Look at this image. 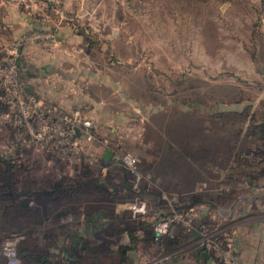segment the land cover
I'll return each instance as SVG.
<instances>
[{"label": "rangeland", "instance_id": "obj_1", "mask_svg": "<svg viewBox=\"0 0 264 264\" xmlns=\"http://www.w3.org/2000/svg\"><path fill=\"white\" fill-rule=\"evenodd\" d=\"M54 5V22L67 31L56 36L44 28L50 37L21 44L28 63L59 67L55 72L71 85L74 106L93 120L95 133H104L98 136L118 145L120 153L137 155L139 173L149 174L143 183L161 193L167 212L179 208L180 199L193 205L210 195L218 206L230 207L236 214L231 222L236 221L239 203L219 198L215 189L242 158L264 151L259 124L264 0H56ZM8 53H16L13 46L0 45V58ZM37 154L24 162L29 169L33 160L45 166L52 159ZM231 175L233 186L244 176ZM188 206L179 210H191L188 217L196 225V212ZM200 225L210 236L219 235L223 245L228 240L231 256L242 264L234 247L249 250L246 240L238 238L234 245L230 227Z\"/></svg>", "mask_w": 264, "mask_h": 264}, {"label": "crops", "instance_id": "obj_2", "mask_svg": "<svg viewBox=\"0 0 264 264\" xmlns=\"http://www.w3.org/2000/svg\"><path fill=\"white\" fill-rule=\"evenodd\" d=\"M55 1L0 0V45L12 47L20 35L39 28H48L53 33L67 31L60 22L58 24L54 22ZM82 32L86 35L88 30L84 29ZM71 34L74 35V32ZM19 52L26 55V46L22 45ZM32 65L34 66L32 72L24 75L27 78L24 80L25 86L29 87L30 91L62 110H72L77 107L72 103L74 98L71 85L66 83V78L62 77L61 72H55L60 71L59 67L54 68L52 63H42L39 66L32 63ZM56 73L57 77H55ZM96 131V134H104L98 129ZM9 135L8 128L0 127V148L3 150ZM108 138L110 139L109 136ZM117 146L109 142L110 150L121 151ZM105 149L91 143L87 147L86 157L60 165L53 158L47 160L45 166L40 165L43 160L32 158L34 162L32 169L30 168V171L23 169L16 174L19 188L29 187L32 192L37 190L36 192L40 193L34 199L35 206L39 208H42L43 202L48 199L47 194H42L43 190L51 189L54 182L61 180L63 188L59 193L52 190L56 193L55 199L51 198L55 200L54 203L51 199L46 203L55 210L63 208L75 213L70 223L63 224L59 217L54 221L40 223V226L50 227L55 233V239L46 245L47 247L45 244L38 247L48 249L51 255L49 259L59 258L56 252L64 239L61 232L68 229L87 240L91 247L85 251L83 261L78 260L79 264L90 262L94 264H223L215 252L201 244L196 228L186 231L180 223H174L172 226V231L177 237L176 242L152 244L150 223L156 216L167 212L166 201L156 189L146 188L136 193L133 178L126 174L120 164L103 157ZM6 151H10L7 146ZM36 152L42 154L43 151L36 145L26 148L27 155L38 156ZM241 162L242 165H239L238 169H229L225 174L222 180L223 187H220L219 191L214 188L219 198H232L234 204L239 203V217L236 221L231 222L236 214L229 212L230 207L218 206L213 199L215 197L210 195L206 199H198L193 205L188 200L180 199L181 202L177 206L181 209L191 206L196 212L197 225L201 222H209L220 231L230 227L234 231V245L238 238L246 240L249 250L246 249L247 246L234 247L242 264H264V159L242 158ZM148 165H152V161L147 166L142 164L144 167ZM230 166L234 167L236 163ZM141 170L146 171V169ZM233 171L237 175L238 173L244 175L234 186L232 181L235 177L232 178L231 175ZM145 181L143 178L140 179L141 183ZM237 188L239 193H236ZM200 189L203 190L200 187L197 190ZM137 199L146 202V214L133 213L129 208V204ZM68 242L74 248L79 247L78 243L70 242V238ZM51 263L57 264L54 261Z\"/></svg>", "mask_w": 264, "mask_h": 264}, {"label": "built area", "instance_id": "obj_3", "mask_svg": "<svg viewBox=\"0 0 264 264\" xmlns=\"http://www.w3.org/2000/svg\"><path fill=\"white\" fill-rule=\"evenodd\" d=\"M50 36V33L44 30L30 31L17 38L13 49L16 52L17 45ZM0 72V119L2 125L11 132L7 145L10 151L17 147L36 145L52 157L72 162L86 157L87 147L91 143L110 148L108 141L94 132L93 120L82 109L62 110L43 101L32 91H27L19 77L17 66L11 62L3 63L1 58ZM110 159L132 172L136 182L149 176L148 173H139V158L135 153L112 150ZM129 208L136 214L147 213V205L143 199L132 201ZM179 209L171 208L170 211L161 213L152 220L154 232L152 244H159L163 236H173L171 226L180 223L186 231L196 228L201 237V244L208 250H215L222 261L227 264H238L231 256L228 240L223 245L217 238L219 235L214 238L209 235L207 227L202 225L196 227L192 221L190 222L188 215L191 210L182 212ZM220 234L229 239L228 233ZM0 254L5 259L4 264L20 262L13 239L0 242Z\"/></svg>", "mask_w": 264, "mask_h": 264}, {"label": "flooded vegetation", "instance_id": "obj_4", "mask_svg": "<svg viewBox=\"0 0 264 264\" xmlns=\"http://www.w3.org/2000/svg\"><path fill=\"white\" fill-rule=\"evenodd\" d=\"M0 127H5L2 125L1 119ZM7 145L8 140L4 150L0 148V242L5 239L15 241L19 264H45L44 262L51 255L48 249L38 247L41 244H45V246L50 244L55 239V233L50 227L40 226V223L54 221L57 217L63 224L70 223L75 213L63 208L55 210L54 207L46 203L53 197L55 199L56 193H59V190L63 188L61 180L54 182L51 189L43 190L42 194L48 195L46 202H43V207L35 206L34 199L40 193L36 192L37 190L32 192L29 187L19 188L16 182V174L19 171L23 169L30 171L27 165L24 164L28 159L27 147H17L5 152ZM45 155L49 154L45 153ZM53 159L59 165L70 162L57 157ZM52 190H55L56 193ZM51 201L54 203L55 200L51 199ZM61 233L64 239L60 248L66 247L69 249L68 238H70V233L65 231ZM27 245L31 248L29 249ZM0 258L5 263L3 255L0 254Z\"/></svg>", "mask_w": 264, "mask_h": 264}, {"label": "trees", "instance_id": "obj_5", "mask_svg": "<svg viewBox=\"0 0 264 264\" xmlns=\"http://www.w3.org/2000/svg\"><path fill=\"white\" fill-rule=\"evenodd\" d=\"M35 30H45V29L44 28H39V29H35ZM32 31H34V30H32ZM26 33H28V32H26ZM23 34H25V33H23ZM1 59L2 60H6V62H11V63L15 64L17 66V68H18V71L21 73V75H20L21 77H24V75H29L32 72V69L34 68V66L31 65L30 63H28L27 59L19 51L18 52L16 51V53L14 55L13 54L5 55L4 58H1ZM23 82H24V80H23ZM24 84H25V82H24ZM33 93H35V92H33ZM47 103H50V102H47ZM51 104H53V103H51ZM259 124H260V130H261L260 136H262V138H264V114L262 115V119H261ZM263 143H264V141H263ZM256 152L257 153H255V155L258 156V157L261 154L264 153V151H262V150L259 151L258 149H256ZM260 158L264 159V156H261ZM122 168L126 172V174L130 178H133V180H134V175L132 174V172L127 170L125 167H122ZM140 183H141L140 180H138L136 182V184H135L136 186L134 188H135V192L136 193H138V190L140 191V190H144L146 188H150L151 189V187L149 185H147V184H145L143 182L141 184ZM199 225L196 224L195 226L197 227ZM172 226H171V229H172ZM150 228L152 229V221L150 223ZM64 231L70 233V235H69L70 236V242L72 241V243H75V244L78 243L79 247L74 248L72 246V244L69 243V245H70L69 249L66 248V247L65 248H59V250L56 252V255L59 258L54 259V260L48 259L44 263H48L49 262L48 264H52L51 262L54 261L57 264H79L78 260L82 259L84 257L83 255H85V251H87V250H89V248H91L90 245H89V242L87 240H85V239H82L74 231H71V230H68V229L64 230ZM153 235H154V232H153V229H152V236L150 237V242H151V240L153 238ZM176 241H177V237L174 234L173 236H163L161 241H160V243L164 244V242H167L168 244H170V243L173 244ZM82 261H83V259H82ZM87 264H94V263L90 262V263H87ZM110 264H113V263H110ZM115 264H120V263H115Z\"/></svg>", "mask_w": 264, "mask_h": 264}, {"label": "water", "instance_id": "obj_6", "mask_svg": "<svg viewBox=\"0 0 264 264\" xmlns=\"http://www.w3.org/2000/svg\"><path fill=\"white\" fill-rule=\"evenodd\" d=\"M20 48H21V45H18V47H17V51H19ZM25 89H26L27 91H30V88L27 87V86H25ZM111 154H112V150H110V149H105L104 152H103V157H105V158H110V157H111Z\"/></svg>", "mask_w": 264, "mask_h": 264}]
</instances>
